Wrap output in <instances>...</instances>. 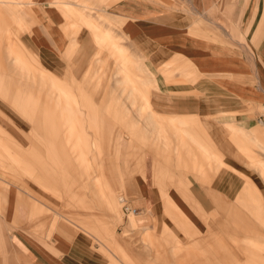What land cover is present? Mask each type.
<instances>
[{
  "label": "rangeland",
  "instance_id": "1",
  "mask_svg": "<svg viewBox=\"0 0 264 264\" xmlns=\"http://www.w3.org/2000/svg\"><path fill=\"white\" fill-rule=\"evenodd\" d=\"M170 1L185 15L191 34H212L200 37L205 60L226 59L208 63L213 72L199 71L190 59L200 74L196 87L178 71L153 80L157 58L167 70L179 52L164 51L163 56L150 41L138 46L129 40L120 28L123 19L102 6L110 0H53L63 13L60 29L67 38V46L56 53L40 52L28 40L32 0H0V141L21 161H0V215L8 196L9 214L15 201L13 224L21 218L42 241L43 235L80 234L98 247L96 253L108 256V264H119L109 250L125 264H139L122 249L130 245L143 247L145 264H264V13L252 33L249 26L224 33L204 18L214 21L219 10L204 16L189 0ZM101 33L110 39L101 40ZM10 44L31 69L18 68L8 54ZM121 70L150 79V96L161 113L158 122L169 127L166 116L172 106L189 113L191 133L205 150H173L176 139L170 128L169 145L157 140L155 120L146 110L141 113L143 100L131 93L135 84L129 82L135 80L125 79ZM59 88L76 95L83 91L79 106L85 118L83 142L89 145L88 184L76 153L67 150L65 97L61 104L50 101ZM123 104L143 127L130 150L128 127L115 118ZM94 111L97 118L91 119L88 113ZM82 123L77 124L80 132ZM115 124L123 132L121 139L115 136ZM229 126L243 132L231 133ZM118 143L123 148L117 154ZM102 145L109 148L104 168ZM19 197L26 203L20 204ZM151 198L152 208L143 201ZM212 200L216 206H201ZM125 205L140 211L128 213ZM143 213L148 223L142 225ZM136 219L139 226L127 225ZM194 223L205 237L195 235Z\"/></svg>",
  "mask_w": 264,
  "mask_h": 264
},
{
  "label": "crops",
  "instance_id": "2",
  "mask_svg": "<svg viewBox=\"0 0 264 264\" xmlns=\"http://www.w3.org/2000/svg\"><path fill=\"white\" fill-rule=\"evenodd\" d=\"M196 1L197 2L191 0L190 2L189 0L190 6L194 11L199 12L201 15L206 14L207 11L212 10L213 8L219 10L218 13H215L216 18L214 21H211V19H208L206 17L204 18L206 21H209L213 26H215L220 32L222 31L224 33L237 30L245 31L248 26L249 28H251V30L249 31L252 33L257 26V24L255 25V23H257V17L260 20L259 17H261L264 13V0ZM32 3L33 15H31L33 16V22L29 27L28 40L40 52L43 51V53H56L62 51L67 46V38L60 29L62 28L61 25L63 23L62 11H59V9L55 5H53V0H32ZM229 3L232 5V10L227 11L225 5H228ZM215 4H217V7L214 6ZM172 5L173 3L170 0H110V2H108L107 4H103L102 6L107 14L114 16L117 15L123 19L120 27L121 31L127 36L129 40L133 41L138 46H142V43L145 42L147 44L148 41H150L155 47H157V49H161L160 51L163 56L164 51L179 52L184 54L181 55L179 53H176V55H174L175 58L173 62H170L172 64V67L167 70L166 68L160 67L161 62L159 61V57L156 61L154 60L157 65L155 69L151 70L153 80H156V82H158L159 78L161 77L160 74H163L165 76L164 73L168 70L170 72L178 71L189 77L190 81H194L191 83L196 87L200 84V82L198 83L196 81L200 74L194 67L192 61L195 63L199 71L203 70L201 72H205L204 70H206L207 72L214 71V68L209 67L208 65V63L210 62L205 60L207 59L204 53L205 49L202 46L203 41L200 40L203 39L200 37L206 38V36H212V34L206 33L204 31V34L199 33L198 36L195 35V33H197L196 31L192 32L191 34L189 32V27L183 23L185 15H182L176 9L171 8ZM99 37L101 40H109L111 35L109 33H101ZM157 52L158 51H155L154 53ZM8 54L12 55L13 61L17 64L20 70L23 71L26 68L31 69L19 56L18 52L14 49L13 44L9 45ZM100 58L99 62H101ZM225 60V58L212 59L210 65L216 64L217 62L219 64H222L221 62ZM145 65L147 66V64ZM0 68H2L1 65ZM91 69H94V64H91L90 70ZM141 69L143 68L141 67ZM121 71L125 72V79L135 80V82H129L131 83V85L132 83L135 84V86H131V93L139 96L143 100L142 110H140L141 113H143V110H146L148 113V118L155 120L157 124V129L155 131L157 140H161L163 145L165 146L169 145L170 139L168 138L167 134L170 128V131L174 134L176 139L174 140V145L172 146L173 150L190 152L195 147L205 150V146L200 144V142H198L195 136L191 133V129L189 127L190 119L188 120L189 113L186 114L184 112H176L174 111L175 109H173L174 106H172L170 114L166 116L169 120V127L164 125V123L158 122V118L161 117V113L154 106V100L150 96V91L148 89L150 79L138 76L134 71ZM53 83L56 87H59L58 83H56L55 81L52 82V84ZM204 87L208 89L207 86ZM54 93L55 95H51L50 101L54 100L57 104L63 103L62 98L63 96L65 97L64 107L68 111V115L66 118L67 132L65 133L67 150L69 151L70 149H72L76 153L75 162L77 161V165H80L79 167L83 168V181L85 184H88L87 182L89 177L87 176L89 173L88 170L90 168V162L87 155L89 154V145L88 142H83L86 132L84 129V123L82 122L85 118L83 117L82 110L79 106V97H83V91L82 89H80L79 95H76L71 90L59 88V90ZM170 100L172 102H175L173 98H171ZM104 102L105 101L103 100L101 104ZM120 103L121 101H119V104ZM98 105L100 107V103H98ZM123 106L124 107L122 108L120 107L119 111L117 110L115 118L118 119L119 124L122 123L125 124L126 127H128V134L130 136V150L135 146V139L138 137L142 124L140 119L131 113L129 107L125 106L124 104ZM220 109L224 110L222 106H219V110ZM96 110L99 111L98 109ZM97 111L88 113V115L91 116V119L97 118ZM79 123H82V128L80 129L81 132L77 127V124ZM95 126L99 129L98 121L95 123ZM114 128L116 130L115 136H117L118 139H121L123 132L121 131L120 126L118 124H115ZM226 128L231 133L243 132L242 129H235L231 128L230 126ZM99 142H101V139L99 140ZM123 143L124 142H122V145ZM21 145L23 148L28 147L26 144L21 143ZM103 146L104 145L100 147L99 160L102 167L104 168V154L108 151L109 148H113V143L110 144L109 148ZM122 148L123 146L118 143L116 153L118 154L120 152V149ZM6 158L11 164H21V161L11 155L7 148H2V142L0 141V161L3 162ZM141 164L140 166L144 168V165ZM155 167H157V164H155ZM180 184H183V182H181ZM206 195L211 196V193L210 195L206 193ZM19 198L21 201L19 202L20 204L26 203L24 197ZM143 201L147 207H154L155 202L153 198L149 200L145 199ZM8 203L9 200L7 196L6 203L2 210L3 214L0 215V264H108V256H102L96 253L98 252V247L90 243L80 234L70 236L61 233H55L50 238H47L45 235H43V242L39 238V234L37 235L35 232H31L30 230L26 229L25 222L21 221V218L18 219V222L16 224H13L15 201L13 203L11 214L8 213ZM216 205L217 204H214L213 200L208 203L201 204V206L205 208L208 206L212 207ZM27 206L29 211L30 204L27 203ZM22 213L24 212L21 209V215ZM37 213L41 214L40 211ZM134 223L137 226H139V223L142 225L147 224L148 215L143 213L141 218L139 219V223L136 219L135 221H129L127 225L133 227L135 225ZM4 224L7 225V228ZM10 225L14 227L9 230L8 228H10ZM194 225L197 227L195 228L194 226L195 235H200L201 238L205 237L202 236L204 233L198 227V225H196V223H194ZM211 233L213 232L211 231ZM122 249L127 255L135 257L139 264H145L143 257V247H134L130 245L123 246ZM109 255L117 259L119 264H125L120 261V258L111 250H109Z\"/></svg>",
  "mask_w": 264,
  "mask_h": 264
},
{
  "label": "bare ground",
  "instance_id": "3",
  "mask_svg": "<svg viewBox=\"0 0 264 264\" xmlns=\"http://www.w3.org/2000/svg\"><path fill=\"white\" fill-rule=\"evenodd\" d=\"M125 211L128 213H138L140 210L138 208L132 207L130 205H125Z\"/></svg>",
  "mask_w": 264,
  "mask_h": 264
}]
</instances>
